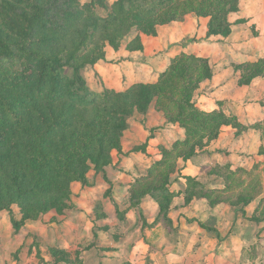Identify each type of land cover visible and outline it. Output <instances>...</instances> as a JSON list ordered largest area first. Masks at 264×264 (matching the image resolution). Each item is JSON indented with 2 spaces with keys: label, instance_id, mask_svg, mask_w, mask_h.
Wrapping results in <instances>:
<instances>
[{
  "label": "rangeland",
  "instance_id": "rangeland-1",
  "mask_svg": "<svg viewBox=\"0 0 264 264\" xmlns=\"http://www.w3.org/2000/svg\"><path fill=\"white\" fill-rule=\"evenodd\" d=\"M116 1L106 0L109 10ZM205 1L176 3L177 19L168 10L121 27L118 50L95 39L90 50L100 43L104 58L81 71L89 91L109 90L103 114L121 95L133 114L122 131L101 119L90 143L75 134L70 158L77 170L86 164L88 177L87 185L69 183L73 207L60 213L64 195L54 190L25 203L50 209L18 231L0 214V264H264V0L237 1L228 37H209V18L191 11ZM185 58L202 59L209 75L185 74ZM183 81L194 86L189 115L210 120L207 129L177 120ZM140 89L152 97L147 109L133 97ZM98 138L102 160L111 161L106 178L90 161ZM188 178L199 185L188 187ZM163 186L176 194L171 224L160 218L146 229L160 212L146 192ZM12 210L20 220L22 208Z\"/></svg>",
  "mask_w": 264,
  "mask_h": 264
},
{
  "label": "trees",
  "instance_id": "trees-1",
  "mask_svg": "<svg viewBox=\"0 0 264 264\" xmlns=\"http://www.w3.org/2000/svg\"><path fill=\"white\" fill-rule=\"evenodd\" d=\"M183 1L118 0L109 10L106 0H92L85 5L78 0H0V214L10 215L16 231L50 209L27 208V201L59 190L64 195L57 202L62 213L73 207L68 204L69 183L87 185L86 164L77 170L70 158L75 134L83 131L81 137L90 143L101 136V119L113 121L109 130L122 131L133 114L123 95L114 99L103 114L100 109L110 100L109 90L101 94L89 91L81 71L104 58L100 43L90 50L95 39L99 36L118 50L121 27L141 26L168 10L170 18L177 19L178 10L173 7ZM237 1L206 0L191 11L198 17L209 18V37H228L232 34L228 17L238 12ZM99 8L109 12L107 18H100ZM185 59V74L194 71L199 80L209 75L202 59ZM182 87L177 120L207 129L210 120L189 115L194 109V86L183 81ZM148 92L140 89L133 95L146 109L152 101ZM99 138L96 156L90 161L97 173L102 172L106 178L104 168L111 161L102 160ZM57 175L66 183L59 182ZM187 184L190 188L199 185L193 178H188ZM155 192L162 193V199ZM146 193L158 199L160 212L153 224L145 221L144 228L155 227L160 218L170 225L169 207L176 194L165 191V186L148 189ZM14 205L22 208L20 220L13 213ZM41 262L45 263L43 259Z\"/></svg>",
  "mask_w": 264,
  "mask_h": 264
},
{
  "label": "crops",
  "instance_id": "crops-1",
  "mask_svg": "<svg viewBox=\"0 0 264 264\" xmlns=\"http://www.w3.org/2000/svg\"><path fill=\"white\" fill-rule=\"evenodd\" d=\"M258 229H259V228H258ZM260 229H263V228L260 227ZM260 229H259V231H258V233H257V236H258V237H264L263 235H260V234H259V233H260ZM262 240H264V238H263ZM208 251H209V250H208Z\"/></svg>",
  "mask_w": 264,
  "mask_h": 264
}]
</instances>
